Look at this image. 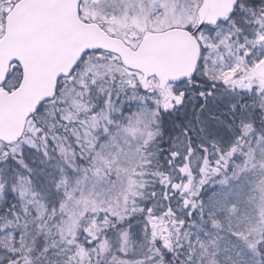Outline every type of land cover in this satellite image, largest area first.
<instances>
[{"label": "snow or ice", "instance_id": "snow-or-ice-1", "mask_svg": "<svg viewBox=\"0 0 264 264\" xmlns=\"http://www.w3.org/2000/svg\"><path fill=\"white\" fill-rule=\"evenodd\" d=\"M0 264H264V0H0Z\"/></svg>", "mask_w": 264, "mask_h": 264}]
</instances>
